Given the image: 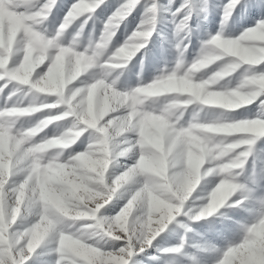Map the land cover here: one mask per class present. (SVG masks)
<instances>
[{
	"label": "clouds",
	"instance_id": "obj_1",
	"mask_svg": "<svg viewBox=\"0 0 264 264\" xmlns=\"http://www.w3.org/2000/svg\"><path fill=\"white\" fill-rule=\"evenodd\" d=\"M239 3L228 0L217 33L199 42L191 60L184 43L189 17L184 15L173 27L171 65L161 66L147 82L137 72L136 85L121 88L130 61L155 30L156 0L114 48L115 31L135 0L105 20L96 38L91 31L85 36V26L86 14L99 0H77L58 23L50 19L56 0L0 2V14L14 20L11 34L5 26L0 36V87L8 88L6 103L11 101L0 109V188L9 176L15 178L7 199L23 203L41 236L58 235L69 253L113 242L107 236L117 224L105 229L79 221L93 216L97 194L107 188L109 166L129 156L134 163L113 181L116 187L143 178L151 197L172 205L157 209L151 198L138 197V227L145 212L152 213L157 227L166 226L168 217L174 220L187 204V221L239 225V239L228 245L219 264H264V169L243 175L247 156L236 150L239 144L229 131L234 110L264 93V23L235 36L228 33ZM201 11L207 19V0ZM84 133V149L71 153ZM234 208L251 219H235L229 214ZM177 223L185 230L177 248L188 242L186 233L195 232L202 239L193 249L219 254V246L204 233L186 221ZM142 234L149 239L146 229ZM184 255L196 264L194 253Z\"/></svg>",
	"mask_w": 264,
	"mask_h": 264
},
{
	"label": "rangeland",
	"instance_id": "obj_2",
	"mask_svg": "<svg viewBox=\"0 0 264 264\" xmlns=\"http://www.w3.org/2000/svg\"><path fill=\"white\" fill-rule=\"evenodd\" d=\"M59 8L53 10V15L50 18L53 23H58L59 19L63 16L67 7L73 2V0H57ZM127 0H103L93 12L92 19L88 20L85 26V36L88 32L93 33V38L99 36L101 29L103 28V22L111 15L115 9ZM153 0H138L134 4L129 14L123 19L119 27L115 31V35L112 38V47H116L121 44L125 38L136 29L137 24L142 18V13L145 11V7L151 4ZM204 0H156L157 3V17L155 30L148 40L145 48L141 49L132 58L129 63L130 71H127L121 78L119 87L135 86L137 83L136 73L141 74V78L144 82L149 81L155 74L158 73L161 66L164 64L171 65L174 58V50L171 47L172 32L175 22H178L184 15H188V24L190 27V34L184 40V43L189 47L186 50V57L191 60L195 55L196 50L199 47L201 40L210 39L211 35L217 33L219 28V21L221 19V13L223 6L227 3V0H207V19H204L205 13L201 11V4ZM183 5V7H181ZM264 18V0H240V3L233 10L229 25L228 33L235 36L245 28L253 27L257 21ZM5 26H7L9 33L11 34L14 20L9 14L5 17L0 14V36L3 35ZM210 65L208 71L214 70L216 64ZM8 88L0 93V104L7 97ZM249 107V106H242ZM235 111V110H234ZM37 115V114H34ZM49 126L48 131L51 132ZM234 135V134H233ZM3 138L0 137V144H3ZM87 143V133L82 134L81 138L71 147L73 152L82 151ZM243 150H248L249 155L245 158L244 176L249 173L255 175L257 172L264 169V138H257L252 145L240 146ZM133 159L129 156L118 157L117 163L109 166L106 172L105 182L108 183L110 177H115L120 174L125 165H131ZM239 171V170H237ZM14 177H10L9 187L11 186ZM134 183L129 182L124 188L119 189L114 194L113 201L110 205H106V211L104 215H114L116 211L126 202L128 198V190L135 188ZM222 211L225 209H221ZM185 209H182L181 213L170 221L165 229L158 234L153 240L152 246L147 247L144 251L138 253L134 257V264H191L188 257L184 255L185 252H191L195 254L196 264H212L216 258V252L208 248H202L199 250L193 249L191 245L202 237L196 235L195 232L186 233L187 243L178 253L163 252L162 249H168L173 246H177L180 243V235L185 233L183 227L177 222H188L196 232L204 233V237L213 241L219 248L226 246L227 240H238L239 234L230 231L234 227V223L226 221L224 225L219 223L209 224L201 220L198 222L187 221L184 216ZM135 215H139V211L134 208ZM229 214L235 219L250 220L251 218L247 213L240 211L238 208L229 210ZM89 218H84L88 220ZM132 219V216L129 217ZM210 220L212 218H209ZM35 217L25 215V213L18 217V220L14 223L13 231L18 234L29 226ZM223 234V235H221ZM227 237V240L224 237ZM110 241L111 239L108 238ZM113 245L111 242L105 245L102 250H109ZM56 247V243L53 237H48L41 247L36 250L35 255L29 262V264H53L56 258V253L53 249ZM99 247V245H97Z\"/></svg>",
	"mask_w": 264,
	"mask_h": 264
},
{
	"label": "snow or ice",
	"instance_id": "obj_3",
	"mask_svg": "<svg viewBox=\"0 0 264 264\" xmlns=\"http://www.w3.org/2000/svg\"><path fill=\"white\" fill-rule=\"evenodd\" d=\"M0 2H2V0H0ZM128 2L129 0L120 4L115 11L107 17V19L114 13H118L120 7ZM137 2L138 0H135V3ZM76 3L77 0H73V2L67 7V10ZM101 3H103V0H99L98 6ZM97 7H95V9ZM58 8L59 5L56 0L54 9ZM67 10L65 12H67ZM12 11L13 9H9L10 13ZM93 12L86 14L90 17L89 19H92ZM258 22L264 23V18L257 21V23ZM211 39L212 37H210V40ZM12 65L13 59L9 58L8 66L12 67ZM261 67H264V65H261ZM3 84L4 81L0 80V86ZM5 89L6 88L4 87H0V93H3ZM6 99L7 97L3 100V103L0 104V109L11 106V101L6 103ZM261 109H264V93H260L256 97H253L250 102L241 105L234 111L232 117L234 123L230 126L229 131L231 132V138L239 144V147L236 150L243 153L245 156L249 155V151L243 150L240 146L252 145L257 138H264V111H261ZM55 111L56 110H53L54 113ZM164 147L166 148L167 145L165 144ZM70 152L75 153L71 149ZM139 154V150H137V155ZM128 167L129 165H125V169ZM117 176L110 177L109 182L106 183L107 188L102 195L100 193L97 194L99 198L96 201L93 216L89 217L88 220L83 219L79 221V223L91 224L98 228L103 227L105 229L108 227V224H117L118 229L107 236V238H110L113 241L114 246L109 250H102L101 247L95 246L84 250L74 249L69 253L64 248L63 243L57 235L54 238L56 247L53 251L56 253V258L53 261V264H134L135 255L144 251L145 248L152 246L153 240L165 229V226H156L151 212H145L143 218L144 223L141 227H138L136 215L134 213L135 202L138 197L144 196L146 200L151 198V200L154 201V207L157 209H171L172 207L170 203L151 197L150 189L147 186H144L143 178H133L129 181L134 183L136 187L128 190V198L126 199V202L123 203L114 215H104V212L107 210L105 206L110 205V202L113 201L114 194H116L119 189L128 185L127 183L121 184L120 187H116L113 181L117 179ZM10 177L11 176H9V182ZM8 189L9 183L0 188V264H29L35 255L36 250L43 245L48 237L41 236L33 228L35 221L19 234L13 231L14 223L18 220V217L24 214V206L23 203L17 205L15 198L12 200L7 199L6 194ZM15 209H18V211H15L14 213ZM184 209L185 211L187 210V204ZM130 216H132L131 220L129 219ZM168 219L169 221H173L171 216H169ZM145 229L149 236V239L147 240L144 239L142 234ZM230 231L239 234V225L234 224V227L230 229ZM224 238L227 240L226 236ZM231 242H233V240H227L226 246L218 250L219 254L216 255L212 264H219L223 254L228 251V245ZM180 250L181 249L177 248V246L162 249L163 252L171 253H178Z\"/></svg>",
	"mask_w": 264,
	"mask_h": 264
}]
</instances>
